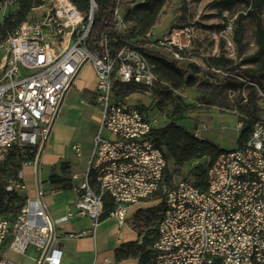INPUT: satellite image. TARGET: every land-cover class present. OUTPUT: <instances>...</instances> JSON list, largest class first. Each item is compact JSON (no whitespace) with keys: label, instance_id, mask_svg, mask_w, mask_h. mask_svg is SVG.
<instances>
[{"label":"built area","instance_id":"built-area-1","mask_svg":"<svg viewBox=\"0 0 264 264\" xmlns=\"http://www.w3.org/2000/svg\"><path fill=\"white\" fill-rule=\"evenodd\" d=\"M96 9L94 0H89L86 15L70 0H41L0 45V162L14 148L22 153L36 148L34 159L22 167L33 165L38 177L64 98L87 63L97 77L94 94L101 112L87 167L79 178L72 176L78 179L72 206L54 220L44 203L47 189L37 179L35 195L25 199L15 217H0V264H13L6 251L33 264H61L64 240L96 239L107 201L113 205L110 217L123 227L131 207L161 192L150 264H264V75L262 86L249 83L259 102L247 138L209 162L204 187L184 179L167 189V161L153 141L152 120L141 107L115 95L117 85L151 92L157 80L154 66L133 46L111 48L113 34L127 28L119 8L98 53H90L87 39ZM152 45L169 49L177 61H191L188 44L177 39ZM237 126L241 132L246 128L243 122ZM195 130L205 139L207 126ZM72 149L80 156L78 144ZM15 183V189L21 187ZM76 218H87L89 231L60 238L57 223Z\"/></svg>","mask_w":264,"mask_h":264},{"label":"rangeland","instance_id":"rangeland-1","mask_svg":"<svg viewBox=\"0 0 264 264\" xmlns=\"http://www.w3.org/2000/svg\"><path fill=\"white\" fill-rule=\"evenodd\" d=\"M144 1L146 0H124L118 10L123 15L127 28L120 33L128 39L125 43H122L118 38L114 41L110 40L111 48H118L125 44L134 46L137 41L145 38L150 42L160 43H166L174 38L182 44H188L186 52L191 61H182L176 65L184 84L181 88L176 89L174 80L166 77L165 71L158 65L152 64L157 80L151 92L117 85L115 95L119 99L141 107L157 130L165 128L170 123H175L193 136L195 129L200 125H205L208 131L203 134V137L217 150L235 149L239 146V137L242 133L237 125L239 122H243L244 126H248L251 121L257 118L259 101L250 87L232 88L229 82L226 83L219 74L211 76L207 73L208 69L212 68L207 63V59L222 55L233 61V65H236L244 57L252 54L256 49L255 31L258 20L249 16L243 19L242 40L238 44L234 41L232 26L236 17L244 13L242 5L236 4L229 10H223L218 0H167L153 27L144 33L138 21L139 16H133L132 19L126 18L134 6ZM17 10L18 5L14 7L11 1L0 0V24H3ZM4 41L0 42V45ZM2 55L0 49V59ZM164 56L173 61L171 53H165ZM241 68H248V65H243ZM95 75L93 74L86 80L79 76L77 82L90 83ZM251 82L254 81L251 79ZM77 91L78 89H74L71 94L66 96L60 114V117L71 118L80 123L76 124L75 131L69 138V150L74 156L77 155L72 149V145L78 143L79 151L83 153L91 146L93 133L96 130L94 124L86 121L84 117L81 118L79 108L99 110L93 89L81 93ZM51 144H53L52 136L48 143L49 151H52ZM164 151L167 156V173L171 174L169 183H165L167 189L184 179L196 183L195 172L205 170L215 155V152H210L181 167H176L166 148ZM42 165L44 166V162ZM55 173L63 178H71L68 172ZM31 177L32 179L28 181L24 180L23 167H21L16 177L8 175L5 178L6 188L14 190L19 197L10 203L11 208H19L26 199L29 186L34 185L36 180V176ZM40 177H42V173H40ZM47 181L45 184L49 187L45 192V203L48 207L61 199L70 197L69 192H62V190L50 186ZM15 182H20L21 187L15 189ZM72 182L75 185L77 181L73 180ZM163 200L164 194L158 193L139 204V209L134 208L133 212L127 216L125 225L135 235L132 241L127 242L134 243L133 251L138 246L146 249L150 247ZM115 226L116 223L113 220L101 224L96 231L97 244L95 246L91 241L90 252L83 255L85 260H91L93 263L95 259L103 262L109 258L111 264H138L139 256L134 252H130L128 258L123 261L114 259V249L111 247L113 240L109 236L115 230ZM85 238H89V235ZM28 253L33 257L35 255L30 251ZM5 256L13 264H32V261L27 257L11 251H6Z\"/></svg>","mask_w":264,"mask_h":264},{"label":"trees","instance_id":"trees-1","mask_svg":"<svg viewBox=\"0 0 264 264\" xmlns=\"http://www.w3.org/2000/svg\"><path fill=\"white\" fill-rule=\"evenodd\" d=\"M18 10L15 14L10 15L3 24H0V42L7 39V37L25 20L27 14L34 6L41 4V0H16ZM75 9L82 15H86L89 8V0H70ZM97 9L93 20V24L87 39V49L90 53L96 54L99 51L98 44L108 32L113 24L114 11L120 8L124 0H94ZM167 0H146L134 6V8L127 14V19H132L133 16H139V24L142 26V31L148 32L155 24L159 14L164 8ZM223 10H229L232 6L240 4L244 8V13L239 14L232 26L234 41L241 43L243 34L242 21L246 16L256 18L258 20L255 31V51L244 57L240 63L233 65V61L226 59L224 56L212 57L207 59V63L215 70L226 74L223 78L226 83L232 88H248L251 79L261 85V78L264 75V0H218ZM114 37L118 38L122 43H125L128 37L121 33H114ZM149 40L141 39L133 46L135 47L151 64H156L165 72L164 75L171 80H174V87L179 89L183 86L184 81L181 73L177 70L176 65L180 61H171L164 56L165 53H171L169 49L163 47H154ZM170 52H169V51ZM193 64V63H192ZM243 65H248V68H241ZM211 76H216L215 72L208 70ZM236 77L246 79V82H241ZM262 86V85H261ZM126 88H136L132 85H126ZM251 88V87H250ZM251 122L243 130L239 137V145L248 136ZM152 138L156 146L160 148L166 158L167 156L164 148L170 154V158L174 162V166L181 167L187 162L203 157L210 152H215L214 157L222 150H217L216 147L208 142L206 139H197L189 133L185 132L180 126L175 123H170L165 128L152 132ZM36 148H28L24 153L20 152L18 148L12 149L3 161L0 162V217L12 219L19 212L23 203L19 208H11L10 203L13 200L19 199L14 190H6L7 183L5 178L8 175L16 177L23 163L30 162L34 159ZM63 172L68 168L67 164H62ZM197 182L194 184L198 187H204L206 182V168L195 172ZM171 174L165 171L164 181L169 183ZM47 183L60 190L72 189V182L70 178H63L56 174L55 171L51 173ZM25 201V200H24ZM113 211V205L107 201L104 207V213L101 222L110 216ZM160 217V214H159ZM159 219V218H158ZM155 238V231L149 248L137 247L133 251L135 245L133 242L121 244L114 250V259L116 261H123L128 258L130 252L136 253L139 257L138 264H150L151 258L154 255L152 248Z\"/></svg>","mask_w":264,"mask_h":264},{"label":"crops","instance_id":"crops-1","mask_svg":"<svg viewBox=\"0 0 264 264\" xmlns=\"http://www.w3.org/2000/svg\"><path fill=\"white\" fill-rule=\"evenodd\" d=\"M83 73H86L87 75L92 76L95 74L94 68L92 64L87 63L84 65L82 70L80 71L78 77L76 78L72 88L69 90V92L66 94L69 95L74 89H78V93H81L83 91H88L93 89V94L95 93V87H96V80L95 77H92V81L90 83H81L77 82L79 76H81ZM65 96V98H66ZM64 98V100H65ZM64 103V101H63ZM62 103V106H63ZM79 108V106H77ZM97 111V112H96ZM62 113V107L60 110V113L55 121V124L51 130L49 141L51 140L52 136V142L53 144L50 145V148L52 151H49L48 143L43 150L40 158V167L38 171V177L34 174V168L33 165L25 166L23 167V178L24 180L28 181L32 179L31 176H36L35 184L32 186H29V190L27 192L26 198L33 197L35 195V190L37 187V179H39L44 187V189L48 190V187L45 182L48 180L49 176L52 172H63L61 165L67 164L68 168L65 170L68 172L69 176L71 177V182L74 180L72 179L73 175H77L78 178L84 173L87 163L89 160V157L91 155L92 146H93V138L97 132L101 112L100 108L99 110H92L90 108H79V115L85 118L86 121H89L91 124H94L96 126V130L93 133L91 146L84 150L83 153H80V156H74L72 152L69 150L70 148V142L69 138L72 136L73 132L75 131L76 124H80L77 120H73L71 118H65L60 117V114ZM76 144V143H75ZM78 144V143H77ZM74 145V144H73ZM72 145V146H73ZM79 146V145H78ZM80 148V146H79ZM49 149V150H48ZM48 151V152H47ZM77 155V154H76ZM44 157V160H43ZM42 162H44V166L42 165ZM40 173H42V177H40ZM78 182V179L76 180ZM76 182V183H77ZM74 183L72 182V189L69 190H62V192H69L70 197L64 198L56 203L54 205H50L48 207L45 203V196H44V203L47 207V210L50 214V216L57 220L60 218L66 211L68 207L72 206L73 199L75 197L74 194ZM140 206H133L129 209L127 216H129L130 213L133 212L134 208L137 210ZM109 220H113L116 223L115 230L110 234V238H112V248L115 250L119 245L123 243H127L128 241H132L134 238V234L130 232L126 225L123 227H119L116 220L113 217H108L105 220L101 222L105 223ZM100 224V226H101ZM57 234L60 238L63 239V237L68 233H78L82 231H89L90 229V221L87 218H76L71 221L65 222V223H57L56 226ZM91 241L94 242L95 246L97 244V239L92 240L89 238H82L78 240H64L62 243V263L61 264H93L91 260H85L84 254L89 253L91 250L90 243ZM5 255V252H4ZM33 257V256H32ZM35 257V256H34ZM28 258V257H27ZM31 260L30 258H28ZM109 259V258H106ZM97 260V259H95ZM110 260V259H109ZM32 261V260H31ZM94 262V261H93ZM101 262V261H99ZM33 264V261H32Z\"/></svg>","mask_w":264,"mask_h":264},{"label":"bare ground","instance_id":"bare-ground-1","mask_svg":"<svg viewBox=\"0 0 264 264\" xmlns=\"http://www.w3.org/2000/svg\"><path fill=\"white\" fill-rule=\"evenodd\" d=\"M173 60H174V61H177L176 58H174V57H173ZM81 77H82L84 80H86L87 78H89V75H87L86 73H83V74L81 75ZM95 80L97 81V77H95ZM81 83L85 84V81H81ZM193 136H194L195 138H197V139H201V133H196V130H195ZM220 152H227V150H222V151H220Z\"/></svg>","mask_w":264,"mask_h":264}]
</instances>
